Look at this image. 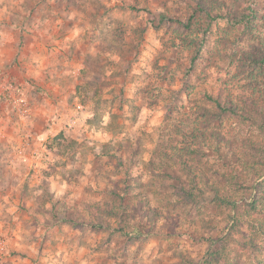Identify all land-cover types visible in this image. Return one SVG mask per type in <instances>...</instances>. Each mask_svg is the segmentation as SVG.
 I'll return each instance as SVG.
<instances>
[{
	"label": "rangeland",
	"instance_id": "rangeland-1",
	"mask_svg": "<svg viewBox=\"0 0 264 264\" xmlns=\"http://www.w3.org/2000/svg\"><path fill=\"white\" fill-rule=\"evenodd\" d=\"M232 6L181 40L186 0H0V264H264V115L207 96L264 113V0Z\"/></svg>",
	"mask_w": 264,
	"mask_h": 264
},
{
	"label": "trees",
	"instance_id": "trees-1",
	"mask_svg": "<svg viewBox=\"0 0 264 264\" xmlns=\"http://www.w3.org/2000/svg\"><path fill=\"white\" fill-rule=\"evenodd\" d=\"M237 0H231L229 3L227 0H186L187 6L189 7L188 10L185 11L184 15H181L177 22L179 26L182 28L183 31L181 32L178 37L181 40H186L187 35L182 33H189L192 31L195 26L198 24L200 19L204 18L208 23L217 19V18H226L229 20H233L235 22L246 23L247 27L253 21L249 19V15L247 13H242L240 17L233 18V6L232 2H236ZM252 13H258V10L252 6ZM247 21V22H246ZM206 22V23H207ZM249 33L253 35L255 38L254 44H251L250 49L246 50L244 55L249 62L253 65L258 67L259 69L264 68V38L259 37L258 35L254 34L250 28ZM257 43V44H256ZM201 45L198 46L197 51L195 50L193 53V61L200 55ZM258 82H262L264 84V80H259ZM208 99H210L216 107L219 108L220 112H228L231 114L240 115L243 118H249L252 120L257 119V115L263 114L262 113V106L260 104V100L256 97L252 96H242V102L235 101L231 97H226L224 94L217 93L216 95H209L207 94ZM264 121V116L261 118ZM192 141L188 142L187 149H190L192 146L194 150H199V143L206 145L209 148H219L221 145H226L228 149H232L231 142L226 140L221 136L220 132L216 129L212 130H198L195 129L192 131ZM216 143V145H214ZM165 154L174 157L175 159H179V161L183 162V165L186 169L190 168V164L186 161L181 159L177 153L171 155L168 151V148H165ZM234 207L236 204L234 202ZM242 208V206H240ZM247 211L248 215H253L257 213V211H264L260 210L258 207V198L254 201H251L247 204ZM239 213V212H238ZM261 230L264 231V227H261Z\"/></svg>",
	"mask_w": 264,
	"mask_h": 264
},
{
	"label": "built area",
	"instance_id": "built-area-1",
	"mask_svg": "<svg viewBox=\"0 0 264 264\" xmlns=\"http://www.w3.org/2000/svg\"><path fill=\"white\" fill-rule=\"evenodd\" d=\"M14 101L15 104H17V107L19 108L18 110L22 111V112H26L27 108H26V104H24V97L22 94H18L14 96ZM81 107V106H79Z\"/></svg>",
	"mask_w": 264,
	"mask_h": 264
}]
</instances>
